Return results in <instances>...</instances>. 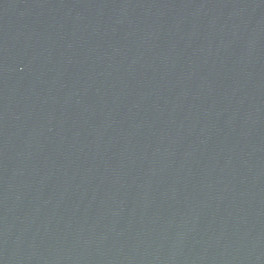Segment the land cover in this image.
I'll use <instances>...</instances> for the list:
<instances>
[{"label": "water", "instance_id": "water-1", "mask_svg": "<svg viewBox=\"0 0 264 264\" xmlns=\"http://www.w3.org/2000/svg\"><path fill=\"white\" fill-rule=\"evenodd\" d=\"M0 264H264V0H0Z\"/></svg>", "mask_w": 264, "mask_h": 264}]
</instances>
